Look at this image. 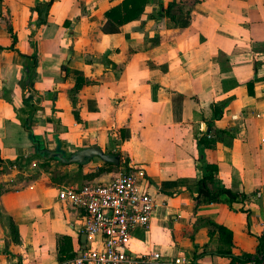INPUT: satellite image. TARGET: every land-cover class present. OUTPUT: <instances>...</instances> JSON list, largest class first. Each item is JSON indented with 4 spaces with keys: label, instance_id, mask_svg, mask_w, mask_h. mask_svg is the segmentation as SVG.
<instances>
[{
    "label": "crops",
    "instance_id": "1",
    "mask_svg": "<svg viewBox=\"0 0 264 264\" xmlns=\"http://www.w3.org/2000/svg\"><path fill=\"white\" fill-rule=\"evenodd\" d=\"M49 1L0 0V264H64L60 258L95 247L82 241L84 213L58 199L63 187L86 182L79 166L58 168L73 182H53L35 136L49 151L119 153L120 170L128 161L145 172L140 184L157 209L150 227L134 232L133 255L160 254L151 264L257 260L264 254V0H178L185 13L175 21L160 17L151 0L117 34L102 31L105 13L124 0H55L41 23L34 9ZM173 1L162 0L164 8ZM78 78L85 83L77 90ZM29 95L36 113L23 100ZM206 131L229 133L205 158L220 184L245 200L197 206V143ZM92 162L84 175L103 166ZM216 227L233 234L232 246Z\"/></svg>",
    "mask_w": 264,
    "mask_h": 264
},
{
    "label": "built area",
    "instance_id": "2",
    "mask_svg": "<svg viewBox=\"0 0 264 264\" xmlns=\"http://www.w3.org/2000/svg\"><path fill=\"white\" fill-rule=\"evenodd\" d=\"M144 176L141 169L123 168L110 182L91 181L59 191V201L84 213L83 234L95 244L64 264H151L161 258L160 254L135 256L129 250L133 233L139 228H149L157 209L155 197L140 184ZM175 264L200 263L179 257ZM247 264H264V254Z\"/></svg>",
    "mask_w": 264,
    "mask_h": 264
},
{
    "label": "trees",
    "instance_id": "3",
    "mask_svg": "<svg viewBox=\"0 0 264 264\" xmlns=\"http://www.w3.org/2000/svg\"><path fill=\"white\" fill-rule=\"evenodd\" d=\"M55 0H50L47 3H44L42 5H38L34 12H36L39 16V19L41 20V23H45L43 21V15L47 12L49 8L54 4ZM151 0H124L121 4L111 8L105 13V19L107 20L104 27L102 28V31L105 34H117L120 32L121 27H123L126 24H129L133 21H137L143 17L146 8L148 4H150ZM153 2L157 3L160 10L158 12V15L160 17H167L172 21H175L179 15H182L185 13V7L183 4L178 3V0H174L171 2L167 8H164L162 0H153ZM69 25V24H67ZM63 71L66 72V67H63ZM85 83L83 78L77 79V90L80 89L81 85ZM248 85H253V82H248ZM24 102L27 106H29L31 109H33V112L36 113V107L37 105L34 103L35 96L29 95L25 97ZM216 117L221 118L223 115L222 109H216ZM34 116V115H33ZM212 131H206L203 136L198 140L197 148L199 151V159L197 162V170L199 173V181H198V196L196 198L197 206L200 205H210V204H217L221 203L223 201V197L226 196L228 198V202L233 204L238 202L239 200H245V196H240L237 193H234L230 189H227L223 187L218 178L219 169L216 165H212L206 161L205 158V152L207 150L215 149L217 146V143L220 140V137L218 135L220 134H229L228 132H222L217 131L214 132L212 135ZM214 136L213 138H209V135ZM35 139V150H36V157L41 159L43 158V168H46L50 165L51 162H55L57 165L60 166H69L67 164H63L60 161L56 159L52 160H44L47 156V150L44 142H42L38 137H34ZM57 152H61L66 156H71L72 154H67L65 151L61 149L59 146L57 148ZM78 152V151H77ZM43 153V157H42ZM76 153V152H75ZM111 155H118L121 157L119 153H110ZM100 160V159H99ZM93 161V160H92ZM91 162V161H90ZM89 162V163H90ZM88 163V164H89ZM128 161L124 163V168L128 170ZM86 165H79L80 171L78 174L79 181H86L91 182L95 179L105 175L113 173V171L118 168L119 166H115L112 164H105L102 167H99L96 171L88 173L84 175L83 170ZM53 182L55 183H61L64 181L66 177L61 178L60 177V171L56 170L52 174ZM221 235L222 241L227 239L226 241L229 242V245L232 246L233 243V234L225 229L224 227H216ZM10 231H11V237L14 243L18 244L21 242V236L19 233V228L16 226L14 222H11L10 224ZM210 235L212 236V232H210ZM219 254H223L225 256H228L230 258H233L236 261H239V259L235 258L232 255L231 249H228L227 251H223L222 249L219 250ZM75 257L74 254H69L66 260L72 259ZM63 258H60L61 262L66 261ZM251 257H248L245 260H240L241 263H248L250 262Z\"/></svg>",
    "mask_w": 264,
    "mask_h": 264
},
{
    "label": "water",
    "instance_id": "4",
    "mask_svg": "<svg viewBox=\"0 0 264 264\" xmlns=\"http://www.w3.org/2000/svg\"><path fill=\"white\" fill-rule=\"evenodd\" d=\"M70 59H71V57L69 56L67 61L65 62V66L68 65V61ZM42 157H43V153H42ZM96 158L100 159L105 164H112L115 166H119L120 160H121L120 156L106 154L98 147H92V148L80 150V151L74 153L73 155H71L69 157L64 155L61 152L47 151V156L45 157L44 160L49 161L52 159H56V160L60 161L61 163L67 164V165H74V164L86 165L90 161H92ZM86 239H87V236L83 235L82 241L85 242Z\"/></svg>",
    "mask_w": 264,
    "mask_h": 264
},
{
    "label": "rangeland",
    "instance_id": "5",
    "mask_svg": "<svg viewBox=\"0 0 264 264\" xmlns=\"http://www.w3.org/2000/svg\"><path fill=\"white\" fill-rule=\"evenodd\" d=\"M100 160L98 159V158H96V159H94L93 160V162L92 163H101V165H104V163L103 162H99ZM60 167V165H57V164H53V165H50V167H46V168H43V169H45L47 172H51L52 174H53V172L54 171H56V170H58V168ZM95 171V170H94ZM120 169H119V167L118 168H116L114 171H113V174H114V177H117L118 175H119V173H120ZM60 177L61 178H63V177H66L65 179H64V181H68V182H73V179L72 178H70V176L69 175H64V173L63 172H60ZM84 183H86V182H84ZM83 183V184H84ZM139 229H143V228H139ZM134 234V233H133Z\"/></svg>",
    "mask_w": 264,
    "mask_h": 264
}]
</instances>
